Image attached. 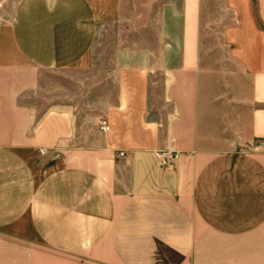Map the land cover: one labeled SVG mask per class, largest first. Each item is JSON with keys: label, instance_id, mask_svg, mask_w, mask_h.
Listing matches in <instances>:
<instances>
[{"label": "crops", "instance_id": "1", "mask_svg": "<svg viewBox=\"0 0 264 264\" xmlns=\"http://www.w3.org/2000/svg\"><path fill=\"white\" fill-rule=\"evenodd\" d=\"M263 142L264 0L0 11V264H264Z\"/></svg>", "mask_w": 264, "mask_h": 264}, {"label": "rangeland", "instance_id": "2", "mask_svg": "<svg viewBox=\"0 0 264 264\" xmlns=\"http://www.w3.org/2000/svg\"><path fill=\"white\" fill-rule=\"evenodd\" d=\"M16 1L17 0H0V11L4 12L8 16ZM65 79L68 80L66 75L49 70L43 71L39 74V81L44 85L53 82L54 85L57 86L60 85Z\"/></svg>", "mask_w": 264, "mask_h": 264}, {"label": "built area", "instance_id": "3", "mask_svg": "<svg viewBox=\"0 0 264 264\" xmlns=\"http://www.w3.org/2000/svg\"><path fill=\"white\" fill-rule=\"evenodd\" d=\"M100 128L104 131H108L110 129V125L106 119H101ZM263 144H264V142H263Z\"/></svg>", "mask_w": 264, "mask_h": 264}]
</instances>
